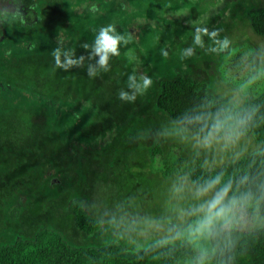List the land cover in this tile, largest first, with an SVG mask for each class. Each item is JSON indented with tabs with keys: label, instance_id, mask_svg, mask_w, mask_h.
Here are the masks:
<instances>
[{
	"label": "trees",
	"instance_id": "trees-1",
	"mask_svg": "<svg viewBox=\"0 0 264 264\" xmlns=\"http://www.w3.org/2000/svg\"><path fill=\"white\" fill-rule=\"evenodd\" d=\"M219 1H11L9 9L23 14L0 15V264H179L181 250L133 251L118 242L92 206L103 199L107 206L145 211L147 169L192 163L185 155L172 158L175 144L150 133L196 106L233 100L258 109L247 136L259 148L220 165L229 171L254 166L253 154L264 149V89L241 93L238 83L222 77L228 52L207 51V35L206 48L182 57L183 49L195 47L197 28L231 40V22L243 20L264 39V7L257 0H227L201 20ZM181 9L189 20L166 14ZM108 25L128 43L108 72L90 78L86 68L94 60L84 45ZM248 45L252 77L263 60L256 45ZM56 48L84 56L83 66L59 67ZM133 73L152 83L126 103L118 92L130 91ZM218 82L229 87V96L219 93ZM223 260L264 264V225L240 231Z\"/></svg>",
	"mask_w": 264,
	"mask_h": 264
},
{
	"label": "clouds",
	"instance_id": "clouds-1",
	"mask_svg": "<svg viewBox=\"0 0 264 264\" xmlns=\"http://www.w3.org/2000/svg\"><path fill=\"white\" fill-rule=\"evenodd\" d=\"M0 15L7 17L8 13ZM204 35L211 42L207 51L222 54L232 50L227 36L220 38L217 30L197 28L192 38L195 47L183 49L182 57L193 56L196 47L206 48ZM127 43L114 26H101L92 45H84L91 47L88 58L94 60L87 65V75L93 78L101 71L108 72L110 60ZM53 56L65 70L84 64V56L77 57L72 50L56 48ZM260 77L264 70L242 83L240 92ZM151 83L147 75L138 78L133 73L128 76L130 91L121 89L118 97L133 103ZM257 111L254 106L226 100L188 109L153 130L150 134L182 146L192 163L171 175L158 212L107 206L103 199L94 204L107 230L133 251L166 254L181 250L179 264H225L223 257L231 251L237 234L264 225V149L253 154L254 166L246 169L229 171L216 165V159L238 160L247 153L245 141ZM197 167L203 170L199 174Z\"/></svg>",
	"mask_w": 264,
	"mask_h": 264
},
{
	"label": "rangeland",
	"instance_id": "rangeland-1",
	"mask_svg": "<svg viewBox=\"0 0 264 264\" xmlns=\"http://www.w3.org/2000/svg\"><path fill=\"white\" fill-rule=\"evenodd\" d=\"M227 0H220L219 2L216 3L215 6L211 7L210 10L204 14L201 17L202 19H205L206 17L216 14L225 4ZM257 4L264 7V0H257ZM168 16H174L177 18H183V19H188L187 17V10L184 9V11L179 10L178 12H169L167 11L166 13ZM232 23V28L229 29L228 33L231 36V41L236 43V42H241V44L236 45L235 47L232 48L230 52H228L225 55V61L221 64L220 66V74L222 77L230 79L234 81V83H238L240 86L242 83H244L246 80H248L250 75H253L252 72V58L251 60L249 59L251 57V53L254 51L253 48L248 45V43L255 44L256 48L258 49L256 53L260 54L259 59L263 60L261 61L262 66H257L256 69L258 70L257 72H261L264 70V39L263 37L255 34L252 29L249 28L247 25L246 21H239L235 20ZM260 46V47H259ZM256 50V49H255ZM256 75V74H255ZM253 86L250 85L247 90L253 91V92H259L264 89V77L257 78L253 82ZM217 89L221 95H226L229 96L231 94V91L228 86H225L222 84V82L217 83ZM236 91H233V95H238V93H235ZM245 93V92H243ZM173 143V142H172ZM247 145V153L257 150L259 148V144L254 140L253 137L247 136L246 141ZM175 144V143H174ZM170 151L175 152L171 155L172 158H175L180 155H185L188 156L186 160H189V154L185 151V149L178 145L175 144V146L170 148ZM231 158L224 157L223 159L217 158L216 159V165L220 166L222 163L226 162ZM186 165V164H184ZM156 166H159V170H155V172L151 169H147V181L144 182L141 187L142 190H146L149 198L145 201V212H158L161 209V205L164 199V196L166 194V189L167 185L169 182V179L171 175L177 170L175 168L174 170H166V167H162V164L157 163ZM173 167V166H172ZM186 166H178V169L184 168ZM163 169V170H161ZM166 172H170L167 174ZM153 173V174H152ZM138 207V206H137ZM260 226V225H258ZM256 226V227H258ZM255 227H250L248 229H252Z\"/></svg>",
	"mask_w": 264,
	"mask_h": 264
},
{
	"label": "crops",
	"instance_id": "crops-1",
	"mask_svg": "<svg viewBox=\"0 0 264 264\" xmlns=\"http://www.w3.org/2000/svg\"><path fill=\"white\" fill-rule=\"evenodd\" d=\"M11 1L13 0H0V14L5 13L6 11H9L13 16H20L22 15V11H15V10H10L9 7L11 5ZM16 1V0H14Z\"/></svg>",
	"mask_w": 264,
	"mask_h": 264
}]
</instances>
